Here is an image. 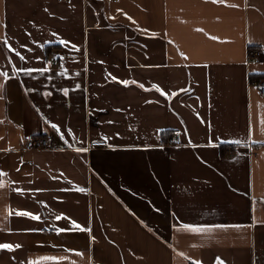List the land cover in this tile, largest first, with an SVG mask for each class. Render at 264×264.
<instances>
[{"label": "crops", "instance_id": "crops-1", "mask_svg": "<svg viewBox=\"0 0 264 264\" xmlns=\"http://www.w3.org/2000/svg\"><path fill=\"white\" fill-rule=\"evenodd\" d=\"M14 66L0 264H264V0H0Z\"/></svg>", "mask_w": 264, "mask_h": 264}, {"label": "snow or ice", "instance_id": "snow-or-ice-1", "mask_svg": "<svg viewBox=\"0 0 264 264\" xmlns=\"http://www.w3.org/2000/svg\"><path fill=\"white\" fill-rule=\"evenodd\" d=\"M213 2H216V0H213ZM119 11V10H118ZM146 31V30H145ZM4 43L7 45L8 44V41L5 40ZM59 43L61 44H66L67 42L66 41H59ZM75 47V46H73ZM9 48V51H15L14 49L11 48V46L9 45L8 46ZM18 56H19V53L17 52L16 53ZM186 58V57H185ZM20 59L21 60H24V57L23 56H20ZM11 62V61H9ZM33 70L32 69H17L15 66L13 67V75L10 77L9 76V73L8 72H0V76L3 77L4 81L7 82L8 79L10 78H14L16 74H18L19 72H25V73H28L30 74ZM113 79H115V77H113ZM122 83H124L125 85H127V81H123ZM135 83V82H133ZM79 87V86H78ZM141 87H143L141 85ZM154 88H156L157 91H160L161 92V95H165L164 92H162L158 86L156 85H153ZM3 88V84H0V89ZM183 91H186V89H184ZM53 127L55 128L56 126L53 125ZM57 131H59V129H57ZM249 134H251V129L249 130ZM223 143H229V144H240V141L239 140H236V141H224ZM211 146H215V145H211ZM78 151H86V149H78ZM6 175V173H3V172H0V176H4ZM61 175H63L61 173ZM3 185L0 184V187H2ZM77 191H84V189H81V188H77L76 189ZM20 191V190H18ZM9 215H12L13 213L12 212H9L8 213ZM15 215L17 216H30L32 219H39V217L37 216H32L30 213H27V212H16ZM61 218H65V217H60V216H57L56 219L59 220ZM185 229L187 231H192V232H202V231H209L208 229H203V228H194L192 226H184ZM72 228L75 229V230H78V231H86L85 228L81 227L79 224H76L75 222L72 223ZM59 231H64L63 229H60ZM15 247H20V245H15ZM0 249H7V250H12L13 249V245L11 244H7V243H3V244H0ZM78 254V253H77ZM45 259H50V258H45ZM29 264H39V262H29ZM193 264H199V262H193ZM216 264H223V261L220 260L219 257H217V261H216Z\"/></svg>", "mask_w": 264, "mask_h": 264}, {"label": "built area", "instance_id": "built-area-1", "mask_svg": "<svg viewBox=\"0 0 264 264\" xmlns=\"http://www.w3.org/2000/svg\"><path fill=\"white\" fill-rule=\"evenodd\" d=\"M59 3L68 2L70 0H57ZM262 56V52L260 49H250L248 52L249 59H259ZM254 85L258 88L261 94H264V80L262 78H258L255 80ZM105 142L103 141H94L90 143V146H104ZM49 146V141L46 138H32L29 139L24 146L25 150H41L45 149Z\"/></svg>", "mask_w": 264, "mask_h": 264}, {"label": "trees", "instance_id": "trees-1", "mask_svg": "<svg viewBox=\"0 0 264 264\" xmlns=\"http://www.w3.org/2000/svg\"><path fill=\"white\" fill-rule=\"evenodd\" d=\"M168 134H169V133H168L167 131H164V132L161 133V135L163 136V138H164L165 136H168ZM223 148H226V147H223ZM229 148H230V149H234V146H229Z\"/></svg>", "mask_w": 264, "mask_h": 264}, {"label": "rangeland", "instance_id": "rangeland-1", "mask_svg": "<svg viewBox=\"0 0 264 264\" xmlns=\"http://www.w3.org/2000/svg\"><path fill=\"white\" fill-rule=\"evenodd\" d=\"M28 151V150H27Z\"/></svg>", "mask_w": 264, "mask_h": 264}]
</instances>
